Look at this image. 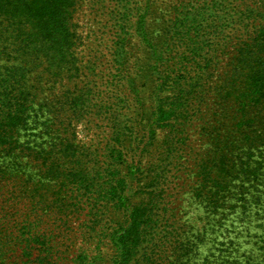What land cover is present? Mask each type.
I'll return each mask as SVG.
<instances>
[{
    "label": "trees",
    "instance_id": "trees-1",
    "mask_svg": "<svg viewBox=\"0 0 264 264\" xmlns=\"http://www.w3.org/2000/svg\"><path fill=\"white\" fill-rule=\"evenodd\" d=\"M141 1L118 0V64L101 91L115 96L118 89L123 102L128 90L137 99L134 77L151 78L152 109L134 149L153 145L158 158L141 168V156L132 157L123 175L126 126L113 133L108 160L77 139L75 125L99 114L93 110L97 86L74 76L76 0H0V255L8 243L28 264H66L75 222L81 221L80 231H93L119 208L124 222L105 233L114 248L110 264H159L158 220L175 217L164 201V174L183 152L185 124L206 118L201 107L214 85L221 114L215 133L212 122L204 129L212 147L197 164V196L216 214L218 228L236 208L237 217L247 213L246 190L264 169V0H172L169 17L152 30L155 0ZM127 35L144 45L146 58L137 57ZM43 76L59 80L50 98L43 96ZM159 130L164 135L156 140ZM146 176L151 181L139 186ZM251 196L264 205L263 196ZM175 236L188 252L186 236ZM72 261L96 264L83 251Z\"/></svg>",
    "mask_w": 264,
    "mask_h": 264
},
{
    "label": "rangeland",
    "instance_id": "rangeland-1",
    "mask_svg": "<svg viewBox=\"0 0 264 264\" xmlns=\"http://www.w3.org/2000/svg\"><path fill=\"white\" fill-rule=\"evenodd\" d=\"M171 3L172 0H155L152 3L154 19L152 20L151 14L149 29L160 28L162 22L169 17ZM141 4L143 1L140 0ZM118 10V0H76L70 24L75 32L73 53L78 68L74 76H76L75 79H80L82 84L97 86L94 89L97 91L94 96L93 110L98 111L99 114L94 119L92 115H88L85 119L87 121L81 120L75 125L77 139L80 144L96 147L101 156L96 155L98 160H108V150L113 145L111 139L113 133L116 130L122 131V128L126 126L125 130L129 135L123 142V152L128 163L119 165L124 175L129 173V165H134L138 155L141 156V168L145 166L148 168L158 156L152 149L153 145H146V148L140 152L139 149H134L135 142H138L141 135L145 134L147 119L152 109L153 81L151 78L146 77V74L142 72L139 77H134V85L139 93L137 99L134 93L128 90L125 91L123 102L119 100L122 94L118 97V89L115 96L111 94L112 92L106 96L101 91L104 88L103 79L110 74L111 67H116L118 64V58L113 63L115 56L118 57V49L114 51L116 46L118 47L116 42ZM133 20L134 18H132L130 31L133 30ZM127 37H130L128 43L131 47L134 50L137 49V57L146 58L144 45H141L135 36L127 35ZM221 57H226V51L221 54ZM225 62L226 58L221 62L222 69L225 68ZM213 73L215 74H212L211 78L217 81L215 78L219 73L215 71ZM45 79L46 76H43L41 80L44 88L43 96L50 98L52 93L59 92L60 87L57 88L59 80L45 81ZM217 90L216 85L212 86L206 98L207 103L201 107V110L205 111L206 118L196 120L194 116L189 123L185 124L181 131L183 152L181 156L175 157V163H173L174 158L167 165L168 172L164 174L165 182H162L161 186L165 190L164 201L167 200L168 207L171 208L175 217L158 220L157 231L161 233L159 242L163 241L161 245L164 246L157 249L158 255L154 256L159 258V264H264V205L258 206L257 200L251 196L264 197V169L259 171V181L253 184L254 187H248L246 190L247 213L237 217L240 211L236 208L235 212L229 215V220L222 222L220 228H218L220 223L216 214L210 212V207L205 205L206 202L197 196L199 189V181L195 176L197 164L203 154L212 147L203 133L206 129H211L207 122H212L211 125L214 128L221 114L213 96ZM121 92L123 91H119ZM218 112L220 114L216 116ZM213 132L215 133V128ZM163 135L164 131H157L156 140H160ZM132 157L134 160L130 162L129 159ZM138 179L139 186L151 181L148 176ZM142 196L140 194L139 198ZM124 217L121 209L118 208V211L108 215L110 222L97 224L93 231L83 227L82 230L86 232L82 230L81 232L77 228L81 221H76L73 226L74 233L66 240L69 244L66 264H73L72 259L80 251H83L91 260L95 257L96 264H110L114 248L105 233L113 226V222H118V226L122 224ZM88 225L92 226L89 222ZM165 232L166 235H164ZM175 233L181 238L186 236L185 239L190 241L189 244L192 247L188 252L181 248L183 245L179 244L180 240L176 239ZM9 245L6 243L7 248L2 249L0 264H23L22 261L28 264L26 262L28 257L18 250H11Z\"/></svg>",
    "mask_w": 264,
    "mask_h": 264
}]
</instances>
